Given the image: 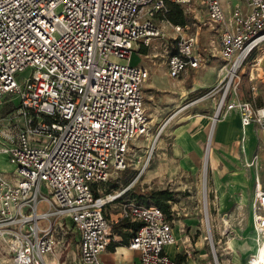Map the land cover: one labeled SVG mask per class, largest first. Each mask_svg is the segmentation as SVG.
<instances>
[{
  "label": "built area",
  "instance_id": "1",
  "mask_svg": "<svg viewBox=\"0 0 264 264\" xmlns=\"http://www.w3.org/2000/svg\"><path fill=\"white\" fill-rule=\"evenodd\" d=\"M199 1L219 27V78L199 97L218 93L211 123L236 110L242 126L264 130V104L234 95L247 55L264 46V0H239L228 15L222 0ZM167 10L166 0H0V105L19 99L0 116V154L15 165L11 177L0 170V264H48V254L75 239L79 264H104L100 255L117 241L113 224L122 218L139 222L126 245L141 264H176L164 249L175 242L172 219L159 206L127 200L114 221L104 209L122 192L99 193L149 131L143 87L150 70L130 55L137 43L164 37L155 16L173 32L165 44L169 76L208 63L197 34L166 19ZM251 219L256 250L247 263L264 264L257 179Z\"/></svg>",
  "mask_w": 264,
  "mask_h": 264
},
{
  "label": "rangeland",
  "instance_id": "2",
  "mask_svg": "<svg viewBox=\"0 0 264 264\" xmlns=\"http://www.w3.org/2000/svg\"><path fill=\"white\" fill-rule=\"evenodd\" d=\"M237 2L239 0H222L227 15ZM183 9L191 13V18L185 23L188 25L186 31L197 34L198 50L208 59V63L196 71H190L185 80L184 74L179 79L168 77L165 44L171 41L173 32L160 14L155 16L156 26L163 31L164 37L154 36L148 45L137 43L130 55L132 62L150 70L143 87L145 112L150 120L149 131L147 136L135 141L140 147L132 144L128 164L124 169L111 171L108 180L99 185V193L105 196L122 192L104 209L106 215L114 220L116 217L118 219L125 201L135 199V196L151 189L174 190L176 193L170 202L171 210L175 224L181 227L178 230L177 244L188 258V264H247V257L255 247L249 204L239 205L234 216L220 212L212 183V140L209 144L208 134L212 129L210 117L213 116L218 93L211 91L201 102L184 109L188 99L206 94L219 78L222 63L219 55V27L211 22L199 0H191L190 6ZM142 45L146 46L145 51ZM261 58L259 64L258 59ZM24 75H27V71L19 79ZM238 76L239 82L234 95L264 103V46L247 55ZM192 87L191 91H186ZM18 103L16 96H9L6 104L0 105V116L15 109ZM191 118L208 121L203 132L199 166L192 172L184 171L182 155L177 147L179 129L184 127L186 119ZM14 167L7 160V155L0 154V170L6 176H12ZM235 206V203L226 205L221 211ZM115 223L113 232L116 236L118 229ZM60 249L63 251L62 259L65 264H79V246L74 244V240L69 246L60 245ZM1 264H8V261Z\"/></svg>",
  "mask_w": 264,
  "mask_h": 264
},
{
  "label": "crops",
  "instance_id": "3",
  "mask_svg": "<svg viewBox=\"0 0 264 264\" xmlns=\"http://www.w3.org/2000/svg\"><path fill=\"white\" fill-rule=\"evenodd\" d=\"M197 69L189 68L181 75L184 74L185 80L189 77L190 71H196ZM166 74L168 75V73ZM168 77L170 76L168 75ZM192 89L193 87L188 90L186 89V91H191ZM199 97L188 99L184 104V109L197 102H201L202 100ZM185 121L184 127L180 128L178 132L177 147L178 152L182 155L181 164L184 165V171L192 172L199 166L203 132L205 124L208 121L193 118L191 120L186 119ZM255 156H257L256 164H250ZM210 170L212 173L213 188L216 190L217 202L220 205L218 207L220 212L234 216L237 213V207H240L239 205H243L244 203L249 204L250 223L253 232V244L255 246L249 253L250 255L256 250L251 219V202L254 195L256 179L264 189V130L256 131L253 124L242 126L239 113L236 110L229 111L216 120L214 122L212 150L210 152ZM234 203L236 205L235 207L224 208L221 211L224 206ZM171 214L175 242L167 244L164 247L165 252L175 261L177 256L180 255V262L177 263L176 261V264H185L186 262L188 264V258L184 256L181 252L180 245L177 244L178 230L181 227L175 224L172 210ZM115 220H117V217ZM129 237L117 234V241L101 253L100 258L102 262L104 264H141L138 252L131 250L126 245ZM74 244H77V239L74 240ZM62 253L56 252L55 254H48L46 256L48 264H65V260L62 259ZM58 258L59 262L57 260Z\"/></svg>",
  "mask_w": 264,
  "mask_h": 264
},
{
  "label": "trees",
  "instance_id": "4",
  "mask_svg": "<svg viewBox=\"0 0 264 264\" xmlns=\"http://www.w3.org/2000/svg\"><path fill=\"white\" fill-rule=\"evenodd\" d=\"M166 6L168 10L164 17L174 24L184 25L191 18V13L185 12L183 7L176 2L166 0ZM142 49L145 51L146 46L142 45ZM95 193L96 195L98 194L96 191ZM175 193L174 190H170L169 188L151 189L135 196L136 198L134 200L139 203L155 204L159 206L169 218H172L170 202L174 199ZM138 226L139 222L130 221L125 218L119 219L115 223V227L118 229V234L124 237L131 236ZM176 261L177 263L180 262V255L177 256Z\"/></svg>",
  "mask_w": 264,
  "mask_h": 264
},
{
  "label": "bare ground",
  "instance_id": "5",
  "mask_svg": "<svg viewBox=\"0 0 264 264\" xmlns=\"http://www.w3.org/2000/svg\"><path fill=\"white\" fill-rule=\"evenodd\" d=\"M261 61V59H258V61ZM213 125H211L212 129H210L209 134H208V143L210 144L211 140H212V131H213ZM260 260L263 262L264 261V245L260 247Z\"/></svg>",
  "mask_w": 264,
  "mask_h": 264
}]
</instances>
